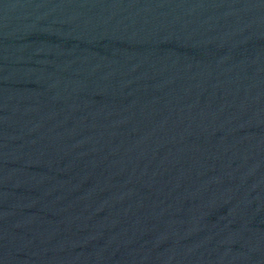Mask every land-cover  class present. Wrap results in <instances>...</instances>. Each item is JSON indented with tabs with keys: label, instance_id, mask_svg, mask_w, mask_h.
Instances as JSON below:
<instances>
[{
	"label": "water",
	"instance_id": "obj_1",
	"mask_svg": "<svg viewBox=\"0 0 264 264\" xmlns=\"http://www.w3.org/2000/svg\"><path fill=\"white\" fill-rule=\"evenodd\" d=\"M0 264H264V0H0Z\"/></svg>",
	"mask_w": 264,
	"mask_h": 264
}]
</instances>
